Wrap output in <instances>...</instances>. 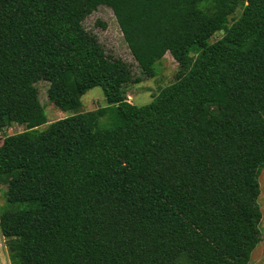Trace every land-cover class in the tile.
Returning <instances> with one entry per match:
<instances>
[{
  "label": "trees",
  "instance_id": "16d2710c",
  "mask_svg": "<svg viewBox=\"0 0 264 264\" xmlns=\"http://www.w3.org/2000/svg\"><path fill=\"white\" fill-rule=\"evenodd\" d=\"M99 5L137 74L83 27ZM166 52L174 80L127 101ZM39 80L71 114L46 124ZM94 86L106 105L80 111ZM10 123L24 127L0 143L13 264H247L261 235L264 0H0V130Z\"/></svg>",
  "mask_w": 264,
  "mask_h": 264
},
{
  "label": "rangeland",
  "instance_id": "374dc122",
  "mask_svg": "<svg viewBox=\"0 0 264 264\" xmlns=\"http://www.w3.org/2000/svg\"><path fill=\"white\" fill-rule=\"evenodd\" d=\"M239 9L234 11V15L239 14ZM83 27L96 36L99 43L103 46L106 52L118 56L130 64L134 74H137L138 68L127 49L117 23L114 19L112 11L105 5H99L88 14L82 21ZM222 35L221 30L216 31L208 40L209 42L217 39ZM156 73L153 77L144 78L138 83L130 84L127 88L125 98L132 104L141 105L148 103L151 98L157 94L159 88L174 80V73L176 70V62L166 52L163 57L153 64ZM36 88V97L39 104L42 106L46 124L54 119L67 116L71 114L69 111H61L53 106L47 100L46 88L47 82L39 80L34 83ZM101 88L94 86L86 90L80 96V111L94 110L98 107L105 106ZM46 124H42L40 128ZM24 129L23 125L10 123L9 126L0 130V143L4 136ZM259 194L257 203L261 213V218L258 223L260 231V241L252 250L247 264H264V167L258 175ZM2 199L0 198V204ZM5 237L0 233V264H13L8 256L7 246L5 244Z\"/></svg>",
  "mask_w": 264,
  "mask_h": 264
}]
</instances>
